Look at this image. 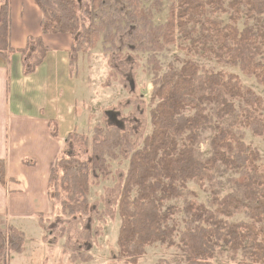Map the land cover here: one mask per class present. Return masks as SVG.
Returning a JSON list of instances; mask_svg holds the SVG:
<instances>
[{
    "label": "trees",
    "instance_id": "trees-1",
    "mask_svg": "<svg viewBox=\"0 0 264 264\" xmlns=\"http://www.w3.org/2000/svg\"><path fill=\"white\" fill-rule=\"evenodd\" d=\"M8 1L0 0V58L19 53L22 73L27 75L45 62L50 49L40 36H29L20 49L9 46ZM32 1L40 12L42 35L70 36L69 72L75 70L80 54L101 40L103 52H110L102 85L115 81L125 92L101 109L90 136L77 127L62 132L59 122L49 119L51 135L63 139L46 187L51 209L66 225L57 234L65 237L62 254L71 262L89 260V251L102 235L101 222L118 216L116 244L126 263H135L146 246L160 242L176 246L182 264H264V168L256 166L259 153L245 142L240 129L264 139L263 99L235 74L204 69L191 59L170 66L153 84L149 99L136 80L138 52L151 51L155 65L154 53L173 42L178 30L264 87V0H175L160 26L153 24L141 0ZM221 14L228 21L219 18ZM252 18L254 24L249 23ZM207 128L214 132L209 155L201 158L198 144ZM111 160L120 165L126 160L125 172L121 168L113 172ZM220 169L236 172L223 195L213 189L208 205L193 199H184L181 208L168 204L192 193L187 182H212ZM5 170L0 159L2 185L15 181ZM111 175L114 184L91 201V187ZM176 211L183 223L179 231L172 222ZM237 213H244L247 220L227 221ZM43 215L38 214V222L44 235L46 230L51 234L56 219L46 225ZM25 241V234L12 225L0 229V264L21 253ZM224 252L227 260L213 261ZM156 264L171 263L161 259Z\"/></svg>",
    "mask_w": 264,
    "mask_h": 264
},
{
    "label": "rangeland",
    "instance_id": "rangeland-1",
    "mask_svg": "<svg viewBox=\"0 0 264 264\" xmlns=\"http://www.w3.org/2000/svg\"><path fill=\"white\" fill-rule=\"evenodd\" d=\"M144 8H147L151 14L152 22L154 25H162L165 23L171 13V7L175 4V0H141ZM223 21H228L226 14L218 15ZM242 17L238 21V26L243 27ZM255 18L249 20L250 24H254ZM175 40L171 43L164 44L160 49H157L154 53V59L157 63L151 62V51L138 52V65L136 70V80L139 85L140 92L149 99L152 96L153 84L157 82L158 78L170 67H179L181 62L185 59H191L195 61L200 67L211 71H221L224 73L235 74L240 82L251 88L257 95H259L264 102V87L259 85L254 77L246 76L241 72L238 66L232 65L224 59H218L214 53L207 52L200 47V43H191L189 39L184 38L177 31L174 32ZM196 34H193V37ZM54 49L55 56L63 58V69L59 68V64H56V73L53 76L51 82L52 90H60L58 113L62 116L64 124L66 126H72L78 124V130L84 132L87 136L91 135V128L94 123L99 121L101 116V109L111 103H114L117 99L123 97L125 93L120 84L112 82L110 87H104L102 83L106 77V71L108 69L106 65L107 55L110 53H104L103 43L98 40L88 53L80 54L78 61L75 65V74L70 73L68 77L67 64V49L66 42L64 40H58ZM55 67V68H56ZM73 71V72H74ZM55 86V88H54ZM235 100V104H237ZM153 106V104H152ZM69 110V112H68ZM73 110V111H72ZM68 112V113H67ZM91 116V117H89ZM75 121V123H73ZM149 126V124H148ZM244 133V140L247 144H250L259 153V159L256 161V166L259 169L264 168V139L252 135L251 131L247 128L240 127ZM214 130L207 128L202 131L199 144L198 155L201 158H205L209 155L210 147L209 141L213 135ZM54 137V136H53ZM56 139L61 137L55 136ZM62 139V138H61ZM28 162V169H36L38 178L41 177L44 172V166L38 163L37 159L28 156L26 158ZM119 160H111V168L114 172L117 168H121L124 172L127 168V161L120 165ZM236 176V172L231 170L220 169L215 173V179L212 182H203L202 184L189 181L187 182V189L192 193H185L183 197L172 199L168 204H173L178 208L183 205L184 199L195 200L196 202L208 205V201L211 198L212 190L216 189L223 195L229 190L228 179ZM47 177L44 181V198L43 200H36V206L42 209L43 216L41 220L46 221L47 225L53 219L56 222L51 234L46 233L38 222V214L33 209V217H28V223L25 225V238L24 249L21 253L12 254L8 259L5 256V264H131L124 262L123 258L119 257L118 246L116 244V238L119 228L120 219L116 216L113 220L106 218L104 222H101L102 235L98 237L97 242L89 251L91 258L87 261H69L68 254H62L61 250L64 243V236L58 237L59 229L66 226L62 223L63 217L56 218L55 208L50 207L46 196ZM115 182V175H111L107 180L100 182L96 186H92L89 193V199L91 201L97 200L102 193L104 187L113 185ZM43 180L41 181V185ZM35 190V188H33ZM46 196V197H45ZM167 204V203H166ZM32 213V214H33ZM48 216V217H47ZM181 214L176 211L172 217V222L176 225L177 230H181L183 223L181 221ZM229 222H235L238 220H247L244 213H237L231 217L226 218ZM0 229L6 228L5 221H0ZM57 232V233H56ZM44 235V238H43ZM5 255V254H4ZM229 257L226 252L217 254L213 261L224 262ZM165 259L170 261L171 264H182L183 255L182 252L176 246H166L163 243L156 242L145 247V252L136 260L133 264H156L157 261ZM214 262V263H215Z\"/></svg>",
    "mask_w": 264,
    "mask_h": 264
},
{
    "label": "crops",
    "instance_id": "crops-1",
    "mask_svg": "<svg viewBox=\"0 0 264 264\" xmlns=\"http://www.w3.org/2000/svg\"><path fill=\"white\" fill-rule=\"evenodd\" d=\"M8 4L9 46L20 49L26 45L29 36H40L50 49L45 62L27 75L22 73L19 53H12L5 59L0 58V159L5 161L6 177L15 180L5 185L0 183V220L26 235L24 230L28 217H33L36 212L43 213L36 206L35 199L43 200L44 181L63 144V139H56L51 135L49 119H56L62 132L78 128V124L71 127L64 124L62 116L56 110L60 90H52L50 87L56 73V64L62 69L64 66L61 64L64 59L54 54L56 41L64 40L68 50L70 36L42 35L39 27L40 12L32 0H9ZM66 69H69L68 60ZM70 73L68 70V77ZM72 73L75 74V71ZM28 156L37 159L44 166L40 178L35 173L36 169H28V163L33 164L25 160ZM17 188L20 191H16Z\"/></svg>",
    "mask_w": 264,
    "mask_h": 264
}]
</instances>
